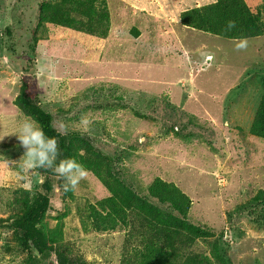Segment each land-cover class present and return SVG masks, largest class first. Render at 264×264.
<instances>
[{
	"label": "rangeland",
	"instance_id": "374dc122",
	"mask_svg": "<svg viewBox=\"0 0 264 264\" xmlns=\"http://www.w3.org/2000/svg\"><path fill=\"white\" fill-rule=\"evenodd\" d=\"M17 1L0 0V60H4V53H8L5 47L9 48V40H2V32L12 22L11 5ZM106 1L110 11L115 8L119 23L130 20L131 16L127 15L126 10L128 7L121 9L120 5L123 4L116 0ZM213 1L126 0L129 5H137L149 15L156 14V20H150L147 26L152 25L158 31L156 36L143 32L134 41L128 38L123 25L124 29L118 33L132 42L129 43L128 54L120 52L124 51L119 49L124 42L110 37L117 34L116 31H109L106 41H102L47 25L37 33L38 42L34 48L31 71L23 73L24 69L12 65L7 57L4 65L0 64V138L8 135L0 140V264H23L26 256L17 248L11 231L2 220L21 212L20 192L29 191L33 195L39 191L42 182L33 169L22 170L18 167L19 160L22 162L23 158L15 149L5 150L9 146H19V150L25 151L20 147L16 135L11 134L19 122L26 119L13 105L23 82L29 86L32 94L38 96L44 110L52 115L53 127L60 134H65L59 130V124L63 122L67 125L66 134L80 135L94 151L112 154L122 148L129 149L125 158L121 159L119 173L121 179L140 195L146 194L144 189L155 177L170 181L196 202H201L204 208H210L212 213L215 210L213 219L203 221V224L214 233V238L221 231L223 236L228 237L224 240L230 246L227 252L232 260L235 255L236 259L247 257L251 250V261L241 264H250L255 259L256 264H264V237L260 238V233L251 229L245 217L251 220L256 214H234L235 211L238 214L237 208L247 203L251 196L237 202L228 193L236 180V170L242 172L257 167L259 172H264V139L257 138L248 144L250 141L245 138L246 144L251 147L249 154H237L236 151L232 155L227 152L224 157L218 156L212 149L214 144L210 143L219 141L222 136L212 129L215 123L219 124V117L231 120L232 125H240L242 116L246 119L245 123L248 122L251 111L248 108L257 99L253 93L258 89H253L257 78L252 77L258 72L256 66L264 65V46L252 41L247 42L245 49L237 50L235 44L238 41H228L186 28L181 31L176 25L180 11ZM246 1L255 5L262 0ZM135 18L136 22L142 20L138 14ZM30 19L25 15V25L28 22L31 25ZM110 22L112 27H117L114 16ZM139 23L144 26L142 22ZM25 30L14 33L18 54L26 50ZM118 44L119 47L116 46ZM182 50L184 54L180 55ZM144 51L150 52V56ZM202 53L212 54L213 62H202ZM178 55L181 56L179 63L176 61ZM144 59L147 61L145 67L139 64ZM247 77L251 78L244 86ZM239 80L243 85L234 86ZM137 91L142 93L139 94L141 98ZM238 94L240 96L236 98ZM148 95L154 101L150 100V105L146 107L143 97L148 98ZM163 95L167 99L171 97L175 104L182 105L192 115L193 123H190V134L187 136L177 137L176 128L173 127V131L169 129L174 116L169 112L173 107L166 104ZM188 97L192 99L186 100ZM157 99L159 101L154 105ZM227 103L231 104L230 108L225 107ZM152 107L158 108L156 116L152 114ZM178 109L175 115L179 117L185 112ZM82 114H87L93 121L87 131L79 124ZM228 140L225 139V143ZM83 157L84 151H79L75 160L87 170L86 179L80 181L75 191L66 192L64 199H61L57 190L58 178H54L53 186L57 194L50 197L53 211L39 226L53 244L50 264H57L56 251L68 261L81 259L84 264H120L123 245L128 238L127 229L103 234L92 231L89 217L96 213L91 212V208L96 207L95 212L105 213L98 204L109 201L110 193L106 185L108 182L98 177L97 172L89 170ZM244 158L248 162L242 161ZM214 159L216 171L214 168L210 170ZM195 208L196 205L193 206ZM204 208L201 207L202 210ZM237 234L239 238H235ZM249 237L258 238L257 242L262 240V246L255 243L256 247L251 249L256 239L243 242ZM199 249L205 251L206 245L199 242Z\"/></svg>",
	"mask_w": 264,
	"mask_h": 264
},
{
	"label": "trees",
	"instance_id": "16d2710c",
	"mask_svg": "<svg viewBox=\"0 0 264 264\" xmlns=\"http://www.w3.org/2000/svg\"><path fill=\"white\" fill-rule=\"evenodd\" d=\"M107 3L106 0H18L11 5L10 20L12 22L5 26L2 32V40L5 38L9 40V48L4 46L8 52L4 53L5 56L12 65L20 69L23 68V73L31 71L34 66V48L38 42L37 33L42 26L47 25L76 34L81 33L92 38L95 37L102 41H106L109 31H116L117 34L110 37L124 42L122 46L119 47V44L116 46L119 49H124V51H120L121 53L128 54L127 49L130 47L129 43L132 42L118 31L124 25L127 29L124 32H127L128 38L136 41L143 32L145 35L152 33L153 26H147V22L152 19L143 12H132L130 7L126 8L127 15L131 16L130 20L119 23L115 16V8L113 7L110 11ZM30 14L32 15L30 16ZM136 14L141 17V21H134ZM25 15L31 18L30 26L29 22L28 25H25ZM112 16L115 18V23H118L117 27L111 25ZM230 20L235 21L236 27L228 31L226 25ZM178 21L181 27L199 33L220 37L228 41L246 39L247 42H259L264 46V0L255 5H251L246 0H214L206 5L194 6L181 12L178 15ZM139 22H142L144 26ZM23 29H26L27 35L26 50L18 54L16 51L18 45L15 43L14 33ZM113 48L115 49V47ZM258 50L261 49L258 48ZM144 54L150 56L148 51H144ZM183 54L184 51L182 50L180 55ZM180 55L176 60L178 63L181 61ZM201 55L202 61L207 56L214 58L210 53H202ZM146 62L144 59L139 64L144 66ZM182 64H184L183 61ZM258 67L260 68L257 70L256 76L251 74L252 79L257 78V83L253 85V89H258L253 93L256 94L257 99L248 108V111L251 110L248 122L245 123L246 119L242 116L240 125H236V123L232 125L231 120L219 117V124L215 123L212 126L215 132H220L222 135L217 142L212 141L213 136H211L212 142L210 143L214 144L212 149L218 156L224 157L227 152L233 155L236 151H238L237 154L241 152L249 154L251 147L249 148L248 144L257 138L264 139V65ZM251 77L246 78L244 86L247 85V81ZM242 85L243 83L239 80L234 86ZM29 90V86L23 82L13 105L17 107L23 117L36 121L47 136L57 140L58 160L75 159L79 151H84L83 160L87 163L88 169L97 172L98 177H103L108 182L106 185H108L110 199L98 204L105 213L100 214L98 211L97 213L95 212L96 207H93L91 212L94 211L96 215L90 214L89 219L92 224V231L98 234L127 229L128 238L123 245L120 264H241V262L251 261L253 253L251 250L247 257L239 258L238 256L239 259H236L237 255H235L232 260L227 252L230 246L227 240H224L225 236H223L222 231L217 238H214V233L210 231L207 225L203 224V221L208 222L207 220L213 219L215 210L212 213L210 208H204L201 202H196L183 189L159 177H155L144 189L146 194L140 195L121 179L122 176L119 173L120 162L123 161L121 159L125 158L129 149L122 148L120 151L116 150L112 154H107L94 151L86 139L81 138L78 134H60L53 127L52 115L44 110V104L40 102L38 96ZM139 94L142 93H138V97L141 98L142 96ZM239 96L238 94L235 97L239 98ZM151 97L150 95L148 98L147 96L143 97L146 107L150 105L151 101H154ZM163 99L168 106L173 107L172 112H169L174 114L169 129L173 131L176 128L177 137L190 134V123H193L192 116H188L187 113H183L179 117L176 116L175 111H179L178 108L184 111L185 107L175 104L171 97L168 99L164 97ZM157 101L159 100L157 99L154 105ZM230 106L229 103L225 105L229 108ZM152 108V114L156 116L158 108ZM139 115L137 114L138 117H140ZM141 116L144 117L142 114ZM241 134L242 136L239 138ZM206 137L209 141V136L206 135ZM245 138L246 141H250L248 144H246ZM225 139H229L228 142L225 143ZM207 144L209 143L207 142ZM0 148L2 147L0 146ZM14 149L19 153L18 155L23 156L24 150H19V146H9L5 150L12 151ZM213 161L215 164L211 163L210 170L214 168L216 171L215 159ZM242 161L248 162V159L244 158ZM33 171L42 179L39 191L33 195L29 191L20 192L21 212L9 216L7 220H2V222L6 223L5 227L11 231L17 248L26 256L23 264H50V257L54 250L53 244L49 242L47 235L39 226L45 222L47 214L53 211L50 197L51 194H57L53 186L54 178H58L57 190L61 199H64L66 195L63 187L65 181L50 169L35 168ZM242 172L236 170V180L228 189V193L231 194L232 200L237 202L238 200L243 201L248 195L251 198L243 206L237 208L238 214L236 211L234 214L242 215L241 213L246 212L251 216L256 214V217L251 220L247 216L245 217L247 223H250L251 229L260 233L259 236L262 238L264 237V172H259L257 167L252 170L244 169ZM242 180L248 182V185L243 182L237 187L236 184ZM203 196L206 198L205 194ZM207 200H209L208 197ZM195 205L196 208L193 209ZM201 207L204 209L202 210ZM235 238H239V234ZM252 239L255 240L256 238L249 237L248 240H242L248 243ZM257 240L258 238L253 242L251 249L259 245L258 243L262 246V240L258 242ZM199 242L206 245L205 251L199 249ZM55 255L57 264H84L81 259L68 261L58 251ZM256 262L255 259L250 264H256Z\"/></svg>",
	"mask_w": 264,
	"mask_h": 264
},
{
	"label": "clouds",
	"instance_id": "9594fccd",
	"mask_svg": "<svg viewBox=\"0 0 264 264\" xmlns=\"http://www.w3.org/2000/svg\"><path fill=\"white\" fill-rule=\"evenodd\" d=\"M235 27V21L230 20L226 25V30L230 31ZM235 47L237 50L245 49L247 47L246 39H240L236 42ZM208 59H211V57ZM92 123L93 121L87 114L80 116L79 124L84 131H87ZM59 130L66 134L67 125L61 122ZM11 134L16 135L20 142V147L25 149L22 162L21 159L18 162V167L22 170H32L35 168L52 170L65 181L63 185L65 192L75 191L80 181L86 179L87 170L75 159L66 158L58 160L59 149L57 140L54 137L47 136L36 121L30 118L24 119L19 122L17 128ZM3 138H0V140ZM225 239H228V237L226 236Z\"/></svg>",
	"mask_w": 264,
	"mask_h": 264
},
{
	"label": "crops",
	"instance_id": "0c3cea01",
	"mask_svg": "<svg viewBox=\"0 0 264 264\" xmlns=\"http://www.w3.org/2000/svg\"><path fill=\"white\" fill-rule=\"evenodd\" d=\"M117 1V3H121V4H123L122 6L120 5V7H121V9H124V7H128V8H132V12H143V13H145L149 18H151V19H154V20H156V14H155V16L154 15H149V14H147L148 12L147 11H145L144 9H142V8H140L139 6H137L136 5V7L135 6H133V5H129L128 3H126L125 1L126 0H116ZM183 11H185V10H183ZM183 11H180L179 12V14L181 13V12H183ZM150 13H152V12H150ZM152 14H154V13H152ZM139 16V15H138ZM139 18H141L140 16H139ZM176 25H178L179 27H180V29H181V31L182 30H185V28L184 27H181L180 26V24H179V21H178V16H177V18H176ZM158 34V33H157ZM156 34V30H155V28L153 27L152 28V35L153 36H156L157 35ZM255 47H257V46H255ZM258 48V47H257ZM148 54H150V52H148ZM209 57H211V56H207V57H205V59L202 61V62H207V63H210V62H213V57H211V59H208ZM3 59L4 60H0V64H3L4 65V61H5V59H6V57H4L3 56ZM256 62V61H255ZM257 63H260V62H257ZM260 66V65H259ZM260 67H258V66H256V70H258ZM190 99H192V97H188V99H186V100H190ZM187 110L188 109H186V108H184V111H185V113H187ZM188 114V116H192L191 114H189V113H187ZM211 118V117H210Z\"/></svg>",
	"mask_w": 264,
	"mask_h": 264
}]
</instances>
